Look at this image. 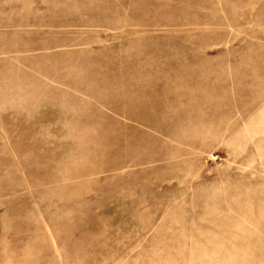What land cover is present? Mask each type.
Listing matches in <instances>:
<instances>
[{"label": "rangeland", "instance_id": "1", "mask_svg": "<svg viewBox=\"0 0 264 264\" xmlns=\"http://www.w3.org/2000/svg\"><path fill=\"white\" fill-rule=\"evenodd\" d=\"M0 264H264V0H0Z\"/></svg>", "mask_w": 264, "mask_h": 264}]
</instances>
